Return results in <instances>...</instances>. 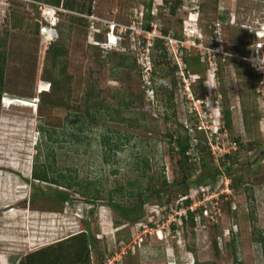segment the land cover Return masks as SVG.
Segmentation results:
<instances>
[{
    "label": "rangeland",
    "instance_id": "obj_1",
    "mask_svg": "<svg viewBox=\"0 0 264 264\" xmlns=\"http://www.w3.org/2000/svg\"><path fill=\"white\" fill-rule=\"evenodd\" d=\"M37 16L21 2L0 11V264H20L40 250L57 252L55 264H71L74 248L89 236L83 264H264L252 239L264 235V78L249 60L230 56H264V44L255 48L249 29L262 36L264 0H74L55 27L50 44L65 52L54 62L39 44ZM143 30L199 43L189 52L201 64L195 56L181 59L182 81L165 39L151 48L150 35L138 34ZM196 99L210 126L229 112L224 141L236 142L227 162L239 184L228 204L221 201L216 224L176 223L178 232L170 228L156 240L153 230L138 242L133 223L112 204L134 211L162 180L175 183L160 196L165 204L166 197L182 195L181 177L216 166L202 150L203 130L192 128ZM185 137L203 152L198 171L185 168L176 153ZM40 165L49 167L52 180L63 175L71 186L34 180ZM54 189L66 191L68 200L35 195ZM155 203L149 195L143 217H159ZM161 217L153 229H160Z\"/></svg>",
    "mask_w": 264,
    "mask_h": 264
},
{
    "label": "built area",
    "instance_id": "obj_2",
    "mask_svg": "<svg viewBox=\"0 0 264 264\" xmlns=\"http://www.w3.org/2000/svg\"><path fill=\"white\" fill-rule=\"evenodd\" d=\"M21 2L30 6H33L37 11V19L36 22L39 25L38 28V37H39V44L44 46L45 48L55 39L56 32L55 27L59 21L60 14L66 13L68 10L62 8L60 5H49L47 3H44L40 0H0V10L5 6L6 8L10 6L11 2ZM113 27V26H112ZM128 28H131L132 30H135L136 27L128 26ZM251 29L250 31L253 33V39H254V47L257 49H261V45L264 43L261 42V38L264 37V28L262 30V36L260 38L256 37L255 29ZM261 31V30H259ZM139 35L145 36L147 34L150 35V40L147 39L148 44L151 43V40L154 37L157 38H164L165 43L171 47L172 53L174 55V61L177 65L179 76L182 77V81H184L185 78V68L181 66L182 60L181 55H189L190 54V48H201L199 43H194V41H189L188 39H174L173 37H170L169 35L165 37H161L159 33L155 32L154 30H151V33L140 31L138 32ZM198 39V38H197ZM211 45H216L214 42H211ZM180 46L178 49V55L176 54L177 47ZM218 46L216 45L213 47V50L211 52H214L217 54L219 53L217 50ZM198 49H196L198 51ZM230 56L235 58H241L243 60H249V63H252V66L254 67V70L258 72V74H264V56L257 54L256 57H248L244 56H238L236 53L230 54ZM213 55H211V58ZM210 58L208 57V60ZM200 61L203 60V58H199ZM211 60H209V64ZM260 69V71H259ZM210 76H213V74L209 73ZM261 83V82H260ZM189 100H193L192 97H189ZM201 100H195L193 102V109L197 112V116L199 117L197 119L196 123H193L192 128H197L198 130H203V133L205 135L206 143L209 147L210 154L213 157V160L217 164V159L222 156L225 153H228L229 150H234L236 147L235 141H224V139H227L225 136V129L223 128V124H220L218 126H210L211 123H207L204 119V116L206 113L203 114L200 113V103ZM198 104V106H197ZM202 119L204 123L202 122ZM212 123H215V120H211ZM212 125V124H211ZM190 131L192 130L189 128ZM194 138H189V144L188 149L186 150V155H189V160L191 162H194L196 164V170H199V163H198V152L195 150V144ZM230 179L223 173H219L215 176V180L213 183H206V184H199L193 189H191L188 193L182 194L179 197H177L175 200H170L169 202H166L165 204L155 203L150 206L157 207L159 209V212L157 213L155 210V214L157 216H162L160 218L161 220V227L160 229H153L154 226H157L159 217L156 218L155 221H152L153 215H146L142 216L139 221L133 223L135 233H138L137 240L138 242L141 241V236H146V234H150L151 231L154 230V234H160L166 235L167 232L170 230V228L175 227L172 229L173 231L178 232V225L184 223L188 216L190 215V219L193 221L195 227L202 226L204 223H208L209 225H214L217 223L219 217L222 214V211L220 209V203L221 201H226L230 196H232V190L229 186ZM171 206H174L173 208ZM151 208V207H150ZM153 209V208H152ZM153 211V212H154ZM152 214V211H149ZM156 216V215H155ZM176 216V217H175ZM157 223H153L156 222ZM182 225V224H181ZM180 225V226H181ZM124 227V225H123ZM159 230V231H158ZM181 230V228H180Z\"/></svg>",
    "mask_w": 264,
    "mask_h": 264
},
{
    "label": "trees",
    "instance_id": "obj_3",
    "mask_svg": "<svg viewBox=\"0 0 264 264\" xmlns=\"http://www.w3.org/2000/svg\"><path fill=\"white\" fill-rule=\"evenodd\" d=\"M40 1H43L44 3L50 4V5H58L59 4L62 8L66 9V10H70V11L72 10L73 4H74V0H40ZM52 1H55V2H52ZM11 3H16V2L12 1ZM87 11L89 12V7L87 8ZM38 28H39V25L37 23V25H35V32L37 33V35H38ZM144 28H147V26ZM163 32L165 33V30H163ZM158 40H161V39L154 37L151 40L150 47L156 48L158 45ZM163 44L166 45L165 42H163ZM0 45H1V43H0ZM46 50H47L46 54H48V57H50V60L52 62H54L60 55H63L65 52L63 47L60 45H57V44H52V45L49 44ZM189 56H195L197 58V62L199 64H201L202 61H200L199 57L195 54H193V55L189 54L188 56L182 54L181 59L184 62L185 57H189ZM219 56H221V55H219ZM4 62H5L4 51H0V93L2 90V87H1L2 86V69H3ZM202 71H200V72H202L203 74L206 73L204 69ZM258 78H259V80H263L264 74H260ZM56 83H57V81L55 79H51L49 84H50V87L52 88V91H55L57 89ZM41 92L43 94H47V91H41ZM89 108L90 107H87L85 109V117L90 116V114L88 113ZM221 121H222V124L224 127L228 126V124H229V112L227 110L222 111ZM187 140H188V137H185V140L183 142H180V141L176 142V150H177L176 153L180 156L179 160H180L181 164L182 165L186 164L184 166L185 168L188 166L193 171H197L195 169L196 164L194 162H189L188 161L189 155H186V153H185L186 150L188 149V144H189V142ZM204 143H205V145L203 146L202 150L210 155L209 147H208L206 141ZM197 152H198V156L200 159L199 162H201L200 166L202 167L205 164L202 161L203 152L201 150L197 151ZM263 152H264V150H263ZM210 157H212V155ZM228 158H229V152L220 156L217 159V164H216L215 168H213L211 170V173H208V174L201 173L199 176L193 177L190 180H188L187 175H184V177H181L179 184H181V186L184 188V190L182 191V194L188 193L191 189H193L194 187H196L199 184L213 183L215 180V176L219 173H223L224 175L229 177V179H230L229 186L232 190V193H234V188H236L237 185L239 184L240 177H235L233 179V177L230 176L231 164L229 162H227ZM200 166H199V169H200ZM49 172H50V169L46 165H40L39 168L34 166L32 178L34 180H40V181H49V182L53 181V182L57 183L58 185L60 184V186L61 185H64L65 187L71 186V184L67 182V179L63 175H58V179L52 180V178H50L48 176ZM174 185H175V183H168L165 180H162L161 186H157L153 190L152 189L147 190V194L139 200V202L137 203V207L134 211L124 209L121 207H117L114 204H112V207L116 211L121 213L122 215L127 216L130 220V223H134V222H136V220H139L142 218L143 215H142L141 207L149 195H155L156 196V202L162 204V201H160V199H161L160 196H162L163 193L168 192L169 191L168 189ZM35 195L44 196V197L46 196V198L56 199L58 201H63V202H66L69 198V194L66 191H63L60 189H54L50 193H43L41 190H39L35 193ZM168 199L169 198L166 197L165 200L167 202H169ZM226 203L227 204L229 203L228 199L226 201H224V204H226ZM87 212L88 213L92 212L91 208H87ZM85 223H86V221H85ZM184 223H186L189 227H192L194 229L196 228L193 221L190 219V215L188 216V219ZM174 228L175 227L172 226V229H174ZM84 229H86L85 225H84ZM86 232L87 231H85V233ZM79 236H80L79 238L82 237V235H79ZM252 239L256 242H259V244L261 245V255L263 258V262H264V235H261L259 232L258 233L256 232V234L253 235ZM91 241H92V238L89 236L88 238L85 239V243H83V244L81 243L77 248H74V253L76 254L75 256H77V257H75V262H73V263L80 262V264H83V261H84L83 260V254L85 252H87V246H89ZM25 257H26L25 261H21L20 264H55V260L57 258V252L55 254H52L49 251L47 254H44L43 251L40 250V251H37L33 254L25 255ZM73 263H71V264H73Z\"/></svg>",
    "mask_w": 264,
    "mask_h": 264
},
{
    "label": "clouds",
    "instance_id": "obj_4",
    "mask_svg": "<svg viewBox=\"0 0 264 264\" xmlns=\"http://www.w3.org/2000/svg\"><path fill=\"white\" fill-rule=\"evenodd\" d=\"M50 5V4H49ZM56 6H58V5H56ZM112 28H114V26L112 27ZM111 28V30H112V32L111 33H113V29ZM108 33V32H107ZM250 33H252L251 31H250ZM117 34H119V33H117ZM252 37H253V35H252ZM116 42V41H115ZM49 87V84L47 85V88ZM218 115H219V112H218ZM155 237H156V240H158L157 238V234H155ZM162 237H163V235L161 234V238H159V240H162ZM165 238V237H164Z\"/></svg>",
    "mask_w": 264,
    "mask_h": 264
},
{
    "label": "bare ground",
    "instance_id": "obj_5",
    "mask_svg": "<svg viewBox=\"0 0 264 264\" xmlns=\"http://www.w3.org/2000/svg\"><path fill=\"white\" fill-rule=\"evenodd\" d=\"M192 31L194 32V30H192ZM193 32H192V33H193ZM216 115H217V114L215 113V116H216ZM157 237H158V238H157L158 240H159V238H161V234H160L159 232H158V234H157Z\"/></svg>",
    "mask_w": 264,
    "mask_h": 264
},
{
    "label": "crops",
    "instance_id": "obj_6",
    "mask_svg": "<svg viewBox=\"0 0 264 264\" xmlns=\"http://www.w3.org/2000/svg\"><path fill=\"white\" fill-rule=\"evenodd\" d=\"M59 5V4H58ZM264 101V100H263ZM262 103V102H261Z\"/></svg>",
    "mask_w": 264,
    "mask_h": 264
}]
</instances>
